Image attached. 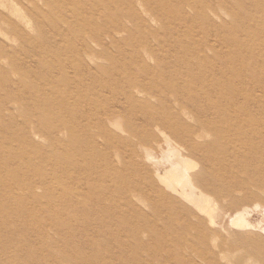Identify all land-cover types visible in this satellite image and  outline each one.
<instances>
[{"label": "rangeland", "instance_id": "1", "mask_svg": "<svg viewBox=\"0 0 264 264\" xmlns=\"http://www.w3.org/2000/svg\"><path fill=\"white\" fill-rule=\"evenodd\" d=\"M218 262L264 264V0H0V264Z\"/></svg>", "mask_w": 264, "mask_h": 264}, {"label": "bare ground", "instance_id": "2", "mask_svg": "<svg viewBox=\"0 0 264 264\" xmlns=\"http://www.w3.org/2000/svg\"><path fill=\"white\" fill-rule=\"evenodd\" d=\"M214 260H215V258H214ZM218 264H219V262H218Z\"/></svg>", "mask_w": 264, "mask_h": 264}]
</instances>
